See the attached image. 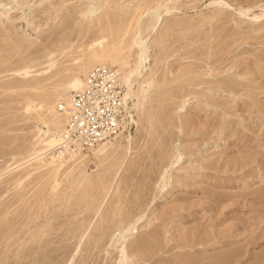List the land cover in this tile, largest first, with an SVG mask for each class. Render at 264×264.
<instances>
[{"label":"rangeland","instance_id":"rangeland-1","mask_svg":"<svg viewBox=\"0 0 264 264\" xmlns=\"http://www.w3.org/2000/svg\"><path fill=\"white\" fill-rule=\"evenodd\" d=\"M109 1L0 0V264H264V0ZM99 38L134 67L145 42L140 104L58 168Z\"/></svg>","mask_w":264,"mask_h":264},{"label":"built area","instance_id":"built-area-1","mask_svg":"<svg viewBox=\"0 0 264 264\" xmlns=\"http://www.w3.org/2000/svg\"><path fill=\"white\" fill-rule=\"evenodd\" d=\"M57 108L66 119L64 144L74 153L90 151L131 126L124 86L116 68L107 65L92 66L83 87L60 101Z\"/></svg>","mask_w":264,"mask_h":264},{"label":"bare ground","instance_id":"bare-ground-1","mask_svg":"<svg viewBox=\"0 0 264 264\" xmlns=\"http://www.w3.org/2000/svg\"><path fill=\"white\" fill-rule=\"evenodd\" d=\"M85 1L87 2V5L85 6V8H83L81 10L82 11L81 12V20H90L94 16H96L98 12L102 11V13H103V11H106L112 5L111 1H109V0H85ZM114 5H115V3H114ZM158 9L159 8L156 7L153 10L157 11ZM3 13H4V11L1 12V14H3ZM3 16H5V15H3ZM27 22L29 23V21H27ZM134 41L139 46V50H140V51H138L139 57H138V61L135 64V67L133 65H131V63L129 62L128 59L121 58V57H118L116 55V53L114 51H116V49L118 50V48L106 47L104 44L103 38H99V39L93 41V43H91L90 46L91 47H98V49L102 51L101 54H95V57L97 58V65H105V61H109L111 63L118 65V68H116V70L118 71L119 78L122 81L123 86H124V84L126 86V89L124 88V98L127 102L126 98H130V97L135 95L137 97V101L135 102V107L138 108L139 104H140V97L138 96L139 90L138 89L135 90V88H134V84H133L134 83V75H135L136 69L138 68L139 64H141V62L146 59V47L144 44L145 42H143L141 39H134ZM107 66H110V65H107ZM111 67H114V66H111ZM84 77H83V79L80 76L71 77L66 83L67 91L69 93H72L75 90L81 89L83 87V84H84ZM141 86H142L141 87L142 97H145L147 89H145V86H143V85H141ZM57 111L60 112L58 110V108H57ZM52 113H53V111H52ZM61 114H63V113H61ZM57 120L60 121L59 124L57 125V127L55 129L47 128V131L51 132L50 135H52L56 138V142L54 143V145L61 143V145L65 147V148H59L61 146L60 145V146H57L55 149H53L54 154H56L59 157H62V158H60L61 160L58 162L59 163L58 168H59L62 165H64L66 162H70V163L77 162L78 163L79 161H82L84 159L85 155H83L84 157L80 156V155L86 154V153L85 152H80V153L75 152L74 153V152H71L69 150V148L66 146V144H64L65 128H66L65 116H64V120H62L61 115H60V120H59V118H57ZM53 132H55V133H53ZM121 135H122V133H119L115 137H113L112 139L99 143L94 148H91L90 151H92V153L95 155L104 154L108 150V148L110 147L111 141L115 140L116 138H118ZM129 137H131V135H129ZM127 139L130 140L129 138H127ZM65 156H71V157L72 156L73 157L79 156L80 158H67L66 159ZM58 168H57V170H58Z\"/></svg>","mask_w":264,"mask_h":264}]
</instances>
